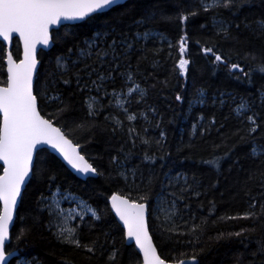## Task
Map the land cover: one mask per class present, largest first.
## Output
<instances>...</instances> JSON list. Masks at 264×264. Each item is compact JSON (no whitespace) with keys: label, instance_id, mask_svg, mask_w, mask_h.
<instances>
[{"label":"trees","instance_id":"16d2710c","mask_svg":"<svg viewBox=\"0 0 264 264\" xmlns=\"http://www.w3.org/2000/svg\"><path fill=\"white\" fill-rule=\"evenodd\" d=\"M119 5L53 30L52 47L37 54L40 113L80 146L97 176L81 180L46 149L37 151L10 233L9 250L19 254L10 264L19 258L27 264H105L113 248L119 252L115 264H140L109 208L113 193L148 204L150 234L168 262L197 254L199 264H264V216L240 218L264 205V154H252L253 144L264 149V0H245L239 8H226L222 0L218 7H205L204 0ZM97 31L111 32L107 43L124 41L115 59L111 53L102 63L94 52L78 55ZM182 37L190 62L185 75L178 68ZM11 52L18 60L16 39ZM4 61L0 42V81L6 84ZM232 64L239 68L230 71ZM132 85L139 87L126 111L114 107L110 94ZM242 103L247 108L238 116ZM249 116L258 125L254 133ZM214 159L219 167L205 163ZM53 189L75 195L100 216L73 222L82 244L98 241L94 253L57 238L43 203ZM158 197L165 209L175 202L170 220Z\"/></svg>","mask_w":264,"mask_h":264},{"label":"snow or ice","instance_id":"6c2138e0","mask_svg":"<svg viewBox=\"0 0 264 264\" xmlns=\"http://www.w3.org/2000/svg\"><path fill=\"white\" fill-rule=\"evenodd\" d=\"M222 2L226 8L233 6L239 8L245 0H222ZM116 6H120L119 0H0V38L3 41H11L16 34L23 44V58L18 63L13 59L11 53L7 55V81L6 84L0 81V162H2L0 165L2 167V174H0V264H10L9 257H13L17 252L15 248L9 250L7 244L10 238V225L14 220L18 198L22 197V189L36 168L34 150L38 145L50 146L79 173L97 174V169L80 154L78 150L80 146L68 139L62 128L56 127L52 120L45 119L40 113L38 99L34 95L33 79V73L37 66V45H49L52 39L50 26L58 24L62 19L84 20L92 18L96 14H103L105 10L111 11ZM212 6L218 7L219 3L213 0L212 5H205V7ZM194 14L192 13V15ZM179 19L183 22L187 16L181 15ZM259 25L264 29V20L260 21ZM110 34L111 32L100 31L94 34L92 43L89 44L90 51L87 53L90 58L93 52L96 60L101 63L103 62L102 58L110 53L114 59L117 57V48L122 46L124 41L118 43L114 37L111 43H107L104 37ZM185 39L182 37L180 43L181 58L178 61V68L181 75L187 73L190 63L185 58ZM100 44H105V47L101 48ZM128 47L131 45L129 44ZM204 52L206 55L213 54V49L205 48ZM215 61L223 62L220 55H215ZM238 68V64H232L229 70ZM260 71L264 72V67H261ZM131 79V74H129V80ZM93 83L95 84L96 81ZM138 87V85H134L129 88V92H135ZM113 95L116 97V103L123 107L124 101L120 99V94L113 93ZM55 99H59V97ZM92 99L95 100V98ZM176 99L181 100L182 97L177 95ZM88 107L89 115H93L94 104L89 102ZM246 108L247 105L240 104L236 109L237 115H241ZM133 118L129 116V119ZM248 121L253 125L250 133H254L258 128L254 117L249 116ZM252 154L258 157L264 154V149L253 144ZM113 159L116 160V157ZM205 163L219 167V161L216 159ZM109 199L111 209L123 224L126 239L134 241L139 253L142 254V264H169L168 260L162 258L158 253L152 236L149 234L146 220L148 204L138 203L136 200L118 193H113ZM140 199L147 200V197ZM160 203L162 201H159L158 208L164 213L166 220H170L171 216L177 214L175 202L170 209L160 207ZM255 204L256 201L253 200L250 207L255 208ZM87 211L91 212L96 220L100 219V216L92 208L88 207ZM56 215H60V212H57ZM258 215L264 216V205H261L259 212L249 211L240 218L255 219ZM80 219L83 220L84 217L81 216ZM174 230L175 226L169 229V231ZM23 235L22 230L17 239L22 238ZM56 235L63 243L74 245L77 248L83 247L89 253L96 251L95 245L98 241L82 244L76 227H59ZM234 235L240 236L241 233ZM219 238L217 237V239ZM102 247L103 245H101ZM261 251H264V247ZM118 254V250L113 248L105 264H109V262L115 264ZM188 259L192 264H199L197 254H193ZM16 264H21V261L17 259ZM178 264H185V262L181 260Z\"/></svg>","mask_w":264,"mask_h":264},{"label":"rangeland","instance_id":"374dc122","mask_svg":"<svg viewBox=\"0 0 264 264\" xmlns=\"http://www.w3.org/2000/svg\"><path fill=\"white\" fill-rule=\"evenodd\" d=\"M220 0H216L217 3H219ZM204 2L207 5H212L213 0H204ZM92 42H86L85 43V49L80 50L78 52L79 56H85L89 52V44ZM83 52V54H82ZM61 63H63L62 60H60ZM134 85L130 86L129 88H132ZM129 88L124 92H118L120 94V99L124 101L123 107L118 105L116 103V97L113 95V93L110 94V98L112 100V105L114 107L119 108L120 110H125V104L127 102V98L134 92L130 93ZM138 90V89H137ZM136 90V91H137ZM135 91V92H136ZM125 97H127L125 99ZM91 97L88 100L89 102H92L94 105L96 103V99L93 100ZM68 192H63L59 189H53L50 191V194L43 199L44 208H46L49 211V214L51 215V223L53 228L55 229V232L57 233L59 227H65V228H72L73 222H75L77 219H80L81 216L86 217L88 215L92 216V213L87 211V208L89 207L86 205L81 199L76 197L75 195H69ZM83 202V203H82ZM51 208V211H50ZM91 208V207H90ZM57 212H60V215H56ZM64 217H67V219H64ZM93 217V216H92ZM61 221H63L61 223ZM21 261V264H27L26 261L22 258H19Z\"/></svg>","mask_w":264,"mask_h":264},{"label":"water","instance_id":"95a60500","mask_svg":"<svg viewBox=\"0 0 264 264\" xmlns=\"http://www.w3.org/2000/svg\"><path fill=\"white\" fill-rule=\"evenodd\" d=\"M127 0H119V3H123ZM107 11V10H105ZM86 19V18H85ZM83 20H61L58 24L56 25H51L50 26V36H51V32L57 28H59L60 26H63V25H66V24H75V23H78V22H81ZM184 22V21H183ZM13 39H16L19 43V46H20V50H21V53H20V57L18 60H16L14 58V56L12 55V52H11V48H12V45H13ZM13 39L11 41H3L2 38H0V42L5 46V71H6V76H7V55L9 53H11V55L13 56V59L16 60V62L18 63L20 59L23 58V44L22 42L19 40V37L18 35L14 34L13 36ZM52 47V40L50 41L49 45L48 46H44L42 44H38L37 45V54L40 50H44V51H47L49 50L50 48ZM37 54H36V58H37ZM38 67H39V61H38V58H37V66H36V69L34 70V73H33V79H34V83H35V77H36V73H37V70H38ZM7 81V79H6ZM46 119V118H45ZM55 125V124H54ZM56 127H58L57 125H55ZM69 139V138H68ZM75 144V143H74ZM41 149H46L49 153H51L52 155H54L74 176H76L77 178L81 179V180H84L86 179L87 177H96L97 174H83V173H79L77 172L75 169H73L70 165L67 164L66 161L63 160L62 156H60V154L58 152H56L54 149H52L50 146L48 145H45V144H40L37 146V149L34 150V157L36 156V153L38 150H41ZM80 151V154L83 155L81 153V150H80V147L78 149ZM84 156V155H83ZM85 157V156H84ZM86 159V158H85ZM87 160V159H86ZM88 161V160H87ZM89 162V161H88ZM90 163V162H89ZM0 165H2V162H0ZM2 168V167H1ZM2 174V169H1V173ZM31 178V176H30ZM29 178V180H30ZM29 180L26 182V185L27 183L29 182ZM26 185L23 187L22 189V193L26 187ZM111 197V196H110ZM109 197V198H110ZM20 200L21 198H18V204H17V208L16 210L14 211V220L12 222V224L10 225V233H11V229L13 227V224H14V221H15V217H16V212H17V209H18V206H19V203H20ZM108 205H109V208L114 216V218L116 219L117 223L122 227L123 229V224L121 221H119V218L115 215V212L111 209V203H110V199H108ZM146 220H147V223H148V210H147V216H146ZM149 228V226H148ZM124 231V229H123ZM149 234H150V231H149ZM151 235V234H150ZM10 240V238H9ZM124 240H125V243L127 245H133L135 250L137 251V253L140 255V258H141V263L142 264V254L139 253V249L136 248L135 246V242L134 241H128L125 237V234H124ZM9 243V241L7 242V244ZM154 243V242H153ZM18 256V252L15 253V255L13 257H9V261H11L12 259H15L16 257ZM181 261V260H179ZM169 262V264H178V262ZM183 261L185 262V264H192L191 260L190 259H183Z\"/></svg>","mask_w":264,"mask_h":264}]
</instances>
